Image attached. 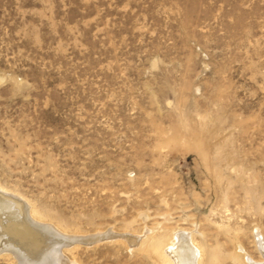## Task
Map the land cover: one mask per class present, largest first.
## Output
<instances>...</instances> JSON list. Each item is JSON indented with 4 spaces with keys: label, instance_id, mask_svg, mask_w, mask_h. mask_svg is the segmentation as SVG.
<instances>
[{
    "label": "rangeland",
    "instance_id": "obj_1",
    "mask_svg": "<svg viewBox=\"0 0 264 264\" xmlns=\"http://www.w3.org/2000/svg\"><path fill=\"white\" fill-rule=\"evenodd\" d=\"M0 188L70 264L262 262L264 0H0Z\"/></svg>",
    "mask_w": 264,
    "mask_h": 264
},
{
    "label": "bare ground",
    "instance_id": "obj_2",
    "mask_svg": "<svg viewBox=\"0 0 264 264\" xmlns=\"http://www.w3.org/2000/svg\"><path fill=\"white\" fill-rule=\"evenodd\" d=\"M7 191L0 188V255L13 256L17 264H70L64 250H72L77 241L84 243L85 240L58 235V231L52 230V225L47 228L42 223L38 224L35 220H42L46 216L16 194ZM169 244L159 240L145 241L142 248L155 254L163 264H203L204 250L194 239L189 238L186 231L173 236ZM168 245L174 247L168 250ZM258 249L263 261H249V264H264V248L259 245Z\"/></svg>",
    "mask_w": 264,
    "mask_h": 264
}]
</instances>
